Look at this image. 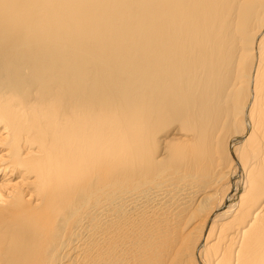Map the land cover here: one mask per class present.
Listing matches in <instances>:
<instances>
[{
	"label": "bare ground",
	"instance_id": "1",
	"mask_svg": "<svg viewBox=\"0 0 264 264\" xmlns=\"http://www.w3.org/2000/svg\"><path fill=\"white\" fill-rule=\"evenodd\" d=\"M0 264H264V0H0Z\"/></svg>",
	"mask_w": 264,
	"mask_h": 264
},
{
	"label": "rangeland",
	"instance_id": "2",
	"mask_svg": "<svg viewBox=\"0 0 264 264\" xmlns=\"http://www.w3.org/2000/svg\"><path fill=\"white\" fill-rule=\"evenodd\" d=\"M237 177L239 178V176L237 175L236 177H233L234 179L233 178L231 179L232 185L234 184V181L236 180ZM237 197H238V194L234 197V199L232 201H236L237 200Z\"/></svg>",
	"mask_w": 264,
	"mask_h": 264
}]
</instances>
